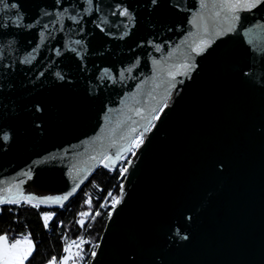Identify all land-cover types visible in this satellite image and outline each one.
I'll list each match as a JSON object with an SVG mask.
<instances>
[{
  "label": "water",
  "instance_id": "water-1",
  "mask_svg": "<svg viewBox=\"0 0 264 264\" xmlns=\"http://www.w3.org/2000/svg\"><path fill=\"white\" fill-rule=\"evenodd\" d=\"M7 2L21 5L24 23L40 16V25L49 27L43 38L39 27L0 30V187L23 180L26 195H62L73 186V166L87 169L76 181L81 186L103 166L93 157H115L127 146L129 130L144 132L152 109L167 103L119 176L121 203L112 208L88 264H264L262 54L241 45L238 35L224 37L203 56L193 54L197 67L177 74L170 87L167 71L184 59L186 49L176 46L191 30L187 9L196 11L198 0H170L178 7L153 13L127 0L136 10L135 27L112 15L117 0L91 6L62 0L58 8L54 0ZM41 9L53 15L42 16ZM56 13L62 22L54 23ZM72 15L83 17V32L68 19ZM262 16L264 10L254 18ZM126 23L129 35L119 39ZM25 58L31 64H21ZM153 59L162 70H154ZM5 132L9 141L2 139ZM29 167L32 180L22 174Z\"/></svg>",
  "mask_w": 264,
  "mask_h": 264
},
{
  "label": "snow or ice",
  "instance_id": "snow-or-ice-1",
  "mask_svg": "<svg viewBox=\"0 0 264 264\" xmlns=\"http://www.w3.org/2000/svg\"><path fill=\"white\" fill-rule=\"evenodd\" d=\"M86 5L91 6L93 4V0H85ZM137 7L146 8L149 13L156 12L161 8L172 7L176 8L178 5H172L170 0H136ZM0 13L4 14L0 16V30H7L9 28H23L25 30L33 29L35 27H39L38 35L43 38L45 36V31L48 29V24L40 25V16H37L35 21L31 23H24L25 15L21 11V5L18 2L8 3L7 0H0ZM62 5V0H54L53 7L58 8ZM195 6V5H194ZM99 9L97 8V11ZM264 10V0H198V8L196 11H191V9H187L191 13L190 18H187V24L191 26L190 31H186L183 39H181L180 44L176 46V50H179L181 46H184L186 51L183 53L184 59L177 65H173L171 69H168L167 75L170 77L169 86L173 87L175 80V76L177 74H183L185 76L188 75L190 71L197 67V64L193 60V54L195 56H203L212 45L215 44L217 40L221 43H224V37H233L240 36L242 37L241 45L247 44L250 45L253 52L261 53L260 63L264 65V16L260 18H254L255 12H260ZM64 12H68L69 8L64 7ZM135 9L132 8L131 4L127 2V0H117L115 3L114 9L112 11L113 16L123 17L125 18L132 27H135L136 24V15ZM10 13V14H9ZM42 16H51L52 12L46 11L44 9L40 10ZM84 14L89 15L90 10L88 7H85ZM244 14H248L245 16ZM79 15V13H77ZM77 15H72L68 17V19L72 20L73 23L79 25V31L83 32V25L81 23L83 17L77 19ZM63 17L60 13H56L55 22H62ZM246 21L250 23V26H246ZM95 24V21H93ZM104 23H108L104 21ZM119 24L116 25L119 28ZM95 27L100 29V32H105V28L101 27L100 24H95ZM126 29L122 36L119 39H123L124 37L129 35V24L126 23L123 25ZM62 30V28H61ZM173 29L170 27L168 31H172ZM180 30V29H177ZM111 34V33H109ZM75 44H81L80 40H75ZM144 43L138 45V47H144ZM151 43V42H147ZM38 46V45H37ZM67 48V45H64ZM155 51L160 52L162 50L161 44H152ZM219 47V45H217ZM33 52L36 51L34 47L32 49ZM57 56L61 55L60 50H53ZM70 51L75 53L77 56H80V53L77 52L76 48H71ZM212 51H215L213 48ZM247 52V49H245ZM211 54V53H209ZM172 53H169L171 57ZM255 62L256 57H252ZM21 64H31V60L25 58L20 61ZM152 64L154 65V70L160 71V62L153 59ZM133 65L132 67H135ZM7 67H10L7 66ZM132 67L125 69V71L131 72ZM179 70H182L180 72ZM105 74L109 73L108 68H104L102 70ZM244 76H248L249 72H243ZM119 75L123 78L124 72L121 71ZM59 76V73H57ZM60 79H63L61 76ZM167 107V103L164 104L163 107L159 109H152L153 115L150 116L149 123L144 126V132H147L149 128L152 127L151 121L159 119V113L163 112ZM36 111H41L39 107L35 109ZM139 114V110H137ZM136 132L135 128L129 130V135L125 137L127 141V146L118 148L115 154V157L108 155L107 153H103L99 157H93V159H100L103 161V167L106 169H111L117 160L121 158L123 152H130L135 155L134 149H139L144 143V132H141L139 135H131V133ZM3 141H9L10 137L7 132H5L2 136ZM55 159V157H53ZM37 164L39 162H33ZM69 170L68 175L73 180V186L70 190L65 192L62 195H46L42 197H37L33 194H25V190L21 187L25 181L21 180L19 183H8L3 187H0V206L3 205H15L20 207L23 205L31 204V207L39 209L40 205H58L63 207L64 202L69 200L72 197L76 190L79 188V183H76L82 172H86L87 169H75L77 172L76 176H73V170ZM128 169L126 167L120 168V175H123L127 172ZM28 180L33 179V170L29 167V170L22 173ZM123 189V186H121ZM111 196V192L108 193ZM35 202V203H32ZM86 203H90L86 201ZM121 201L118 198L113 197L112 199V208L114 209ZM104 207V205H101ZM11 211V208L8 209ZM3 208H0V214H2ZM100 213L97 212L96 215ZM56 215L55 212L52 211H43L40 213V218L43 221V226L45 229H48L49 222ZM81 217H88L89 213L81 212L79 213ZM109 217H111V212H109ZM191 219V218H189ZM85 219H80L77 223L83 227L85 225ZM181 239L184 242L190 241V235H183ZM64 240L62 255L57 258L56 256H52L47 264H84L86 259L85 250L83 245L88 243L82 237L69 241L67 237H62ZM99 245H92V251L90 252L91 258H95L97 256L96 248ZM36 250V242L32 239L31 233H19L13 237L9 236L8 232L0 233V264H27Z\"/></svg>",
  "mask_w": 264,
  "mask_h": 264
},
{
  "label": "trees",
  "instance_id": "trees-1",
  "mask_svg": "<svg viewBox=\"0 0 264 264\" xmlns=\"http://www.w3.org/2000/svg\"><path fill=\"white\" fill-rule=\"evenodd\" d=\"M119 175V168L110 170L103 166L96 167L63 207L40 205L39 209H36L31 207V204H22L20 207L0 206L3 208L0 214V233L8 232L10 237L22 232L31 233L32 239L36 242V250L27 264H47L52 256L59 258L62 255L63 236L67 239L85 236L89 241L98 243L109 216L108 199L119 189ZM109 192L111 196L108 195ZM9 208L11 211H8ZM43 211L56 213L49 222L48 229L44 228L40 218ZM81 212H87L89 216L81 217L79 215ZM97 212L100 214L96 215ZM80 219L86 221L83 227L77 223ZM83 248L88 254L84 264H88L92 248L88 247V243H85Z\"/></svg>",
  "mask_w": 264,
  "mask_h": 264
},
{
  "label": "built area",
  "instance_id": "built-area-1",
  "mask_svg": "<svg viewBox=\"0 0 264 264\" xmlns=\"http://www.w3.org/2000/svg\"><path fill=\"white\" fill-rule=\"evenodd\" d=\"M134 151H135V149H134ZM132 156V153H130V152H127V153H124V154H122L121 155V158L117 161V166H116V168H121V167H125L126 165H127V163H128V161H129V159H130V157ZM116 168H112V169H110V170H114V169H116ZM120 176V175H119ZM119 180H120V185H119V189H120V187H121V185H122V178L120 177L119 178ZM119 189H118V192L115 194V195H113L112 197H110L109 199H108V202H107V206L109 207V212H111V210H112V199H113V197H115V198H117L118 197V195H119ZM63 237H65V236H63ZM85 241H89L85 236H81ZM80 238V237H79ZM78 239V238H77ZM69 241H71V240H76V239H68ZM96 244H98V243H93V242H91V241H89L88 242V247L89 248H92V245H96Z\"/></svg>",
  "mask_w": 264,
  "mask_h": 264
}]
</instances>
